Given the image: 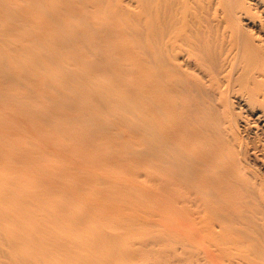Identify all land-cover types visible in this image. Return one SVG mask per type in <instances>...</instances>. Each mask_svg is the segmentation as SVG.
Here are the masks:
<instances>
[{
  "label": "bare ground",
  "instance_id": "obj_1",
  "mask_svg": "<svg viewBox=\"0 0 264 264\" xmlns=\"http://www.w3.org/2000/svg\"><path fill=\"white\" fill-rule=\"evenodd\" d=\"M191 259L264 264V0H0V264Z\"/></svg>",
  "mask_w": 264,
  "mask_h": 264
},
{
  "label": "rangeland",
  "instance_id": "obj_2",
  "mask_svg": "<svg viewBox=\"0 0 264 264\" xmlns=\"http://www.w3.org/2000/svg\"><path fill=\"white\" fill-rule=\"evenodd\" d=\"M143 146H146L148 151L153 150V152L155 153H153L152 155H148L149 156L148 159L141 161L139 163L134 161V160H137L136 158L127 157L125 159V162L121 164V167H126L130 175H131V172L134 171L135 178L138 179V181L141 182L142 185H146L149 187L155 184L152 180H155V179L159 180V178L170 179V177H172L171 174L174 173V163H173L174 162V144H169V143H166V144H158V143L146 144L145 143L144 144L140 142H130V144L126 145V148L121 147V149L118 150V152L119 151H120L119 153H122L123 151L131 152L132 149L133 150L142 149ZM169 161H171V163ZM159 163H161L162 166H159L158 165ZM169 187H171V189L172 188L174 189V182ZM165 195H166V192L164 189H162V190H158V193L156 196L157 197L161 196L164 198ZM170 202L174 203V198ZM144 258L146 259V257ZM143 264H145V262H143ZM188 264H198V262L191 259V260H188Z\"/></svg>",
  "mask_w": 264,
  "mask_h": 264
}]
</instances>
